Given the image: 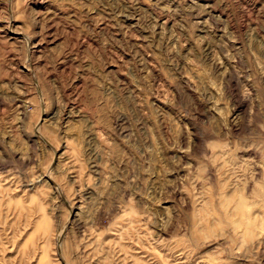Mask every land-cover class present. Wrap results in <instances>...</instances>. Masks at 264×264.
Segmentation results:
<instances>
[{"label": "rangeland", "instance_id": "obj_1", "mask_svg": "<svg viewBox=\"0 0 264 264\" xmlns=\"http://www.w3.org/2000/svg\"><path fill=\"white\" fill-rule=\"evenodd\" d=\"M0 264H264V0H0Z\"/></svg>", "mask_w": 264, "mask_h": 264}, {"label": "bare ground", "instance_id": "obj_2", "mask_svg": "<svg viewBox=\"0 0 264 264\" xmlns=\"http://www.w3.org/2000/svg\"><path fill=\"white\" fill-rule=\"evenodd\" d=\"M11 33H12V35L10 36L11 38H14L15 39V38L20 37V31L17 30V29L16 30L13 29Z\"/></svg>", "mask_w": 264, "mask_h": 264}]
</instances>
